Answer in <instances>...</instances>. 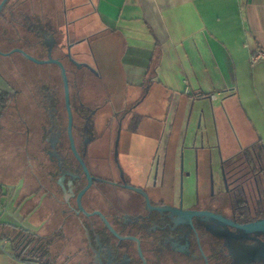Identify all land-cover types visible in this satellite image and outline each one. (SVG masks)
Instances as JSON below:
<instances>
[{
  "label": "flooded vegetation",
  "instance_id": "af4514ba",
  "mask_svg": "<svg viewBox=\"0 0 264 264\" xmlns=\"http://www.w3.org/2000/svg\"><path fill=\"white\" fill-rule=\"evenodd\" d=\"M73 59L79 67L67 54L62 60L73 65L77 84L71 120L65 101L58 109L38 90L36 103L48 120L27 126L38 154V187L29 197H38L48 251L70 250L80 255L76 264H264V236L256 257L251 242L236 240L237 229L223 223L264 219L262 158L188 155L170 150V141L148 127L141 135V101H112L92 52ZM88 79L93 97L83 94ZM5 85L7 99L15 100L21 91ZM233 243L244 250L241 258Z\"/></svg>",
  "mask_w": 264,
  "mask_h": 264
},
{
  "label": "crops",
  "instance_id": "0c3cea01",
  "mask_svg": "<svg viewBox=\"0 0 264 264\" xmlns=\"http://www.w3.org/2000/svg\"><path fill=\"white\" fill-rule=\"evenodd\" d=\"M34 1L27 2L24 13L28 28L39 34L32 16ZM39 1L44 10L45 0ZM52 1L50 10L56 14L61 0ZM69 2L64 3L65 22L79 38L72 51L92 52L112 101L122 106L141 101V135L149 133L148 127L157 139H168L173 151L212 152L222 159L254 153L264 164V61L251 62L256 50L264 53V0ZM39 20L45 32L54 31V22ZM3 91L8 88L0 83ZM3 196L0 183L1 208ZM39 205L31 213L38 212ZM10 232L41 239L0 222V264H43L15 257Z\"/></svg>",
  "mask_w": 264,
  "mask_h": 264
},
{
  "label": "rangeland",
  "instance_id": "374dc122",
  "mask_svg": "<svg viewBox=\"0 0 264 264\" xmlns=\"http://www.w3.org/2000/svg\"><path fill=\"white\" fill-rule=\"evenodd\" d=\"M28 1L9 0L5 5L0 15V31L4 25H7L10 40L9 43L3 41L4 49L8 52L14 49L24 50L38 61L58 60L69 50L72 58H74L77 50L72 51L71 45L78 42L79 38L74 33L73 26L65 22V0H61V3L57 1L56 14L50 10V7L51 9L54 7L55 1L49 3V0H45L46 8L44 10L40 9L39 0L34 1L36 10L32 12L34 24L39 18L46 22L55 23L54 31L52 33L42 32L41 38L37 37L34 29L28 28L24 13ZM2 2L3 0H0V4ZM67 2L69 5V0ZM59 9L60 11H58ZM12 14L15 15L14 19L11 17ZM30 42L32 46H30ZM87 47L92 49L90 43ZM65 68L72 102L77 91L73 74L74 68L69 61L65 63ZM0 83L4 85L7 83L12 88L21 91L15 100L12 96L9 97L8 109L0 119V183L4 184L0 222L17 225L23 230L27 229L42 237L48 232L40 227L42 220L39 216L40 210L31 213L32 208L39 203L38 197L34 196L32 199L29 197L38 187L35 158L38 154L33 150V136L27 132V126L38 128V126L46 124L48 120L47 109L44 111L36 103L40 101L36 95L38 90H42L46 95H51L50 99L58 109L64 106L61 72L56 65L36 64L15 53L9 57L0 56ZM83 94L85 97L95 95V88L90 83V79L83 88ZM30 215L33 217H29ZM9 237L14 240L19 238L18 242L27 243V241L21 240L23 238L21 233L10 232ZM231 246L236 255L238 254L241 258V253L244 250H241L234 243ZM52 250L51 264H56L55 259L58 254L54 251L55 249ZM79 256L70 250H66L61 252L58 264L61 263V260L68 261L66 258H70V263L76 264L81 259Z\"/></svg>",
  "mask_w": 264,
  "mask_h": 264
},
{
  "label": "water",
  "instance_id": "95a60500",
  "mask_svg": "<svg viewBox=\"0 0 264 264\" xmlns=\"http://www.w3.org/2000/svg\"><path fill=\"white\" fill-rule=\"evenodd\" d=\"M9 0H3V2L0 4V15L7 4ZM18 53L22 55L24 58L29 60L30 62L36 63V64H53L56 65L60 72H61V79L63 84V90H64V101H65V107L68 112L69 118L71 120L72 118V111H71V100H70V88H69V80L66 68L61 60H46V61H38L34 57L28 55L24 50L21 49H14L8 53H4L0 50V56L1 57H9L12 54ZM69 60L71 63L79 67L80 65L72 58L70 54V50L67 54ZM204 138L203 136L201 137ZM223 223L229 224L230 226L234 227L238 231V235L236 236V240L247 242L250 241L253 249V255L258 257L259 256V248L258 243L260 241V237L264 236V219L258 220L252 223H247L244 225H235L230 221L223 220Z\"/></svg>",
  "mask_w": 264,
  "mask_h": 264
},
{
  "label": "trees",
  "instance_id": "16d2710c",
  "mask_svg": "<svg viewBox=\"0 0 264 264\" xmlns=\"http://www.w3.org/2000/svg\"><path fill=\"white\" fill-rule=\"evenodd\" d=\"M22 16L24 17V15ZM11 17L12 19H14L15 15L12 14ZM25 18L27 19L26 16ZM35 25V27L40 30L39 38H41V33L45 31L44 26L41 25L40 20H38ZM8 95V92H0V119L8 109L10 102V100L7 99ZM21 235L23 236L21 240H25V242L27 241V243L18 242L19 238L16 240L13 239L12 252L15 257L24 256L27 261H38L43 264H51V253L43 245L42 239H36L35 236L30 234L21 233Z\"/></svg>",
  "mask_w": 264,
  "mask_h": 264
},
{
  "label": "built area",
  "instance_id": "2783aa9c",
  "mask_svg": "<svg viewBox=\"0 0 264 264\" xmlns=\"http://www.w3.org/2000/svg\"><path fill=\"white\" fill-rule=\"evenodd\" d=\"M260 61H264V53H262L259 50H256L252 55H251V62L252 64H256ZM213 99L215 98L214 96L212 97ZM1 207H0V213H1Z\"/></svg>",
  "mask_w": 264,
  "mask_h": 264
}]
</instances>
